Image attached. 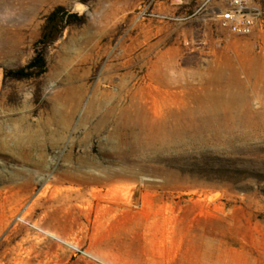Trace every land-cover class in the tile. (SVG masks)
Here are the masks:
<instances>
[{
  "label": "rangeland",
  "instance_id": "374dc122",
  "mask_svg": "<svg viewBox=\"0 0 264 264\" xmlns=\"http://www.w3.org/2000/svg\"><path fill=\"white\" fill-rule=\"evenodd\" d=\"M217 7L0 0V264H264V16Z\"/></svg>",
  "mask_w": 264,
  "mask_h": 264
},
{
  "label": "built area",
  "instance_id": "2783aa9c",
  "mask_svg": "<svg viewBox=\"0 0 264 264\" xmlns=\"http://www.w3.org/2000/svg\"><path fill=\"white\" fill-rule=\"evenodd\" d=\"M171 4L181 5L186 0H169ZM213 0H204L206 4ZM227 7L219 9L216 22L220 28L229 33L247 37L262 27L264 0H222Z\"/></svg>",
  "mask_w": 264,
  "mask_h": 264
},
{
  "label": "trees",
  "instance_id": "16d2710c",
  "mask_svg": "<svg viewBox=\"0 0 264 264\" xmlns=\"http://www.w3.org/2000/svg\"><path fill=\"white\" fill-rule=\"evenodd\" d=\"M53 22H54V16L52 15L48 18L47 24L44 27L42 38L39 41V43L44 44L45 46L51 44L58 37L57 35L56 36L52 35L51 24ZM41 66H43V62H37L36 59L30 64L29 68H36Z\"/></svg>",
  "mask_w": 264,
  "mask_h": 264
},
{
  "label": "crops",
  "instance_id": "0c3cea01",
  "mask_svg": "<svg viewBox=\"0 0 264 264\" xmlns=\"http://www.w3.org/2000/svg\"><path fill=\"white\" fill-rule=\"evenodd\" d=\"M208 261H209L208 256L206 258V254H204L200 264H210ZM214 261L218 262V264H235L236 263V261L234 260V256H227L225 252H223L222 254L219 253L218 256L215 257Z\"/></svg>",
  "mask_w": 264,
  "mask_h": 264
},
{
  "label": "bare ground",
  "instance_id": "6f19581e",
  "mask_svg": "<svg viewBox=\"0 0 264 264\" xmlns=\"http://www.w3.org/2000/svg\"><path fill=\"white\" fill-rule=\"evenodd\" d=\"M226 73H227V72H226ZM233 73H234V72H233ZM253 73H254V72H253ZM253 73H252V74H253ZM223 75H224V74H223ZM224 76H225V75H224ZM225 77H226V76H225ZM229 77H230V75H229ZM230 78H231V77H230ZM260 78H261V76H260ZM222 81H223V80H222ZM230 81H231V80H230ZM258 81H259V80H258ZM258 81H256V83H257ZM224 84H225V83H224ZM233 84H234V83H233ZM258 84H259V83H258ZM254 85H255V84H254ZM234 86H235V85H234ZM245 86H246V85H245ZM255 86H256V85H255ZM253 88H254V87H253ZM73 89H74V88H73ZM234 89H237V88H234ZM244 90H245V89H244ZM255 90H256V89H255ZM255 90H254V91H255ZM258 90H259V89H258ZM234 91H235V90H234ZM247 92H248V91H247ZM78 93H79V91H78ZM78 93H77V94H78ZM80 93H81V92H80ZM81 94H82V93H81ZM229 94H230V93H229ZM257 94H258V92H257ZM262 94H263V93H262ZM71 96H72V95H71ZM77 96H78V95H77ZM233 96H234V95H233ZM222 97H223V96H222ZM218 98H219V97H218ZM235 98H236V97H235ZM213 99H214V98H213ZM216 99H217V98H216ZM78 100H79V99H78ZM233 103H234V102H233ZM75 104H76V102H75ZM231 106H232V105H231ZM233 107H234V106H233ZM54 109H55V108H54ZM54 114H55V113H54ZM140 131H141V130H140ZM134 133H135V132H134ZM123 135H124V134H123ZM30 140H31V139H30ZM112 185H113V184H112ZM134 186H135V184H134ZM140 189H141V188H140ZM131 191H132V190H131ZM126 192H127V191H126ZM116 193H117V192H116ZM118 193H119V192H118ZM118 193H117V194H118ZM130 193H131V192H130ZM124 194H125V193H124ZM126 194H127V193H126ZM126 194H125V196H126ZM118 195H119V194H118ZM118 195H117V196H118ZM121 195H122V194H121ZM121 195H120V196H121ZM108 197H109V196H108ZM126 197H127V196H126ZM120 198H121V197H120ZM138 199L140 200L141 198H138ZM127 201H128V200H127ZM141 201H142V200H141ZM117 204H118V203H117Z\"/></svg>",
  "mask_w": 264,
  "mask_h": 264
}]
</instances>
